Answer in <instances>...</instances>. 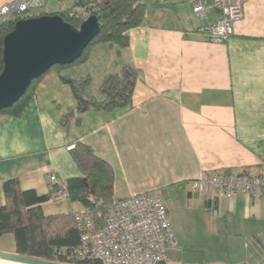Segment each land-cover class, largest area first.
Masks as SVG:
<instances>
[{
    "label": "crops",
    "instance_id": "0c3cea01",
    "mask_svg": "<svg viewBox=\"0 0 264 264\" xmlns=\"http://www.w3.org/2000/svg\"><path fill=\"white\" fill-rule=\"evenodd\" d=\"M16 0H0V8ZM149 10L129 31L130 45H99L89 59L61 69L63 76H90L88 93L100 97L102 80L125 65L138 73L132 106L113 112L90 110L60 124L77 101L56 71L48 73L17 117H0V207L3 185L18 179L22 190L52 192L48 176H81L70 151L90 146L115 172L114 198L157 192L164 198L177 241L168 264H264V198L238 194L220 198L193 194L186 182L203 173L264 176V0H233L244 8L226 43H214L191 0ZM77 0H40L28 14H61ZM92 90V91H91ZM79 203L52 198L45 216L75 214ZM0 251L16 252L12 234ZM0 264H18L0 260Z\"/></svg>",
    "mask_w": 264,
    "mask_h": 264
},
{
    "label": "trees",
    "instance_id": "16d2710c",
    "mask_svg": "<svg viewBox=\"0 0 264 264\" xmlns=\"http://www.w3.org/2000/svg\"><path fill=\"white\" fill-rule=\"evenodd\" d=\"M163 5L174 7L170 3ZM82 10H86L90 16L97 17L101 27L100 34L85 49L80 59L71 65L55 66L34 80L17 103L0 111V117L19 116L35 96L40 82L52 71L59 73L62 82L71 88L77 101L76 110L68 111L62 116L60 124L63 127L76 116V123L80 124L81 116L90 110L108 113L132 106L135 86L139 79L132 66L125 65L119 73L107 75L100 84L99 98L88 93L92 82L90 76L73 79L63 76L61 69L86 62L92 49L99 45L117 48L119 56L121 51L130 45L129 31L143 25L147 13L146 5L142 0H77L74 9L52 15H60L66 23L78 30L86 20L82 17ZM36 17L40 16L19 14L0 27V75L4 69V38L14 30L18 21ZM70 154L81 176L67 181L69 200L72 203H79L97 217L99 213H104L114 199V169L90 146L82 142H77ZM3 190L6 203L0 207V239L12 234L15 237L18 254L65 264L66 255L56 252L62 248L73 249L79 244L75 214L45 216L42 205L52 198L54 189L49 194L40 195L35 190H22L19 180L11 179L4 183ZM78 264L101 263L88 261Z\"/></svg>",
    "mask_w": 264,
    "mask_h": 264
},
{
    "label": "built area",
    "instance_id": "2783aa9c",
    "mask_svg": "<svg viewBox=\"0 0 264 264\" xmlns=\"http://www.w3.org/2000/svg\"><path fill=\"white\" fill-rule=\"evenodd\" d=\"M40 0H16L0 8V27L19 14H28ZM197 18L208 22L207 11L213 9L219 18L207 23L204 31L214 43H226L234 34V23L243 18L244 8L233 0H191ZM82 17L89 18L86 10ZM55 199L69 200L67 181L55 173L48 176ZM190 193H217L232 198L242 193L254 200L264 198V176L250 174L203 173L186 182ZM79 244L62 248L65 264L99 261L101 264H168L169 253L176 250L168 209L157 192H144L127 198H114L104 213L94 217L87 209L75 213Z\"/></svg>",
    "mask_w": 264,
    "mask_h": 264
},
{
    "label": "water",
    "instance_id": "95a60500",
    "mask_svg": "<svg viewBox=\"0 0 264 264\" xmlns=\"http://www.w3.org/2000/svg\"><path fill=\"white\" fill-rule=\"evenodd\" d=\"M96 16L74 29L60 15L23 19L4 38V69L0 75V111L11 108L34 80L55 66L71 65L100 34ZM0 260L18 264H64L0 251Z\"/></svg>",
    "mask_w": 264,
    "mask_h": 264
},
{
    "label": "rangeland",
    "instance_id": "374dc122",
    "mask_svg": "<svg viewBox=\"0 0 264 264\" xmlns=\"http://www.w3.org/2000/svg\"><path fill=\"white\" fill-rule=\"evenodd\" d=\"M143 3L146 5L147 12L150 10L156 11V10H167L170 9V7H165L163 3H169L166 0H142ZM92 91V90H91ZM164 200V198H163ZM165 202V201H164ZM17 253V252H15Z\"/></svg>",
    "mask_w": 264,
    "mask_h": 264
}]
</instances>
